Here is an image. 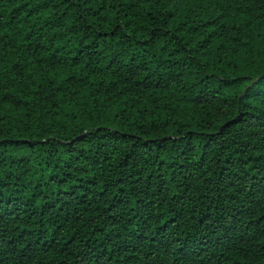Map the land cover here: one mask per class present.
<instances>
[{"label":"trees","instance_id":"1","mask_svg":"<svg viewBox=\"0 0 264 264\" xmlns=\"http://www.w3.org/2000/svg\"><path fill=\"white\" fill-rule=\"evenodd\" d=\"M0 264H264V0H0Z\"/></svg>","mask_w":264,"mask_h":264}]
</instances>
